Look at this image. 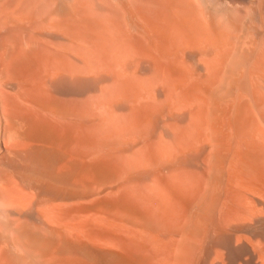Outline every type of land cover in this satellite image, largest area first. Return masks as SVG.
<instances>
[{
    "label": "bare ground",
    "instance_id": "6f19581e",
    "mask_svg": "<svg viewBox=\"0 0 264 264\" xmlns=\"http://www.w3.org/2000/svg\"><path fill=\"white\" fill-rule=\"evenodd\" d=\"M222 251L264 264V0H0V264Z\"/></svg>",
    "mask_w": 264,
    "mask_h": 264
},
{
    "label": "rangeland",
    "instance_id": "374dc122",
    "mask_svg": "<svg viewBox=\"0 0 264 264\" xmlns=\"http://www.w3.org/2000/svg\"><path fill=\"white\" fill-rule=\"evenodd\" d=\"M235 240H236V241H235ZM236 242H237V239H236V238L232 239V244H233V245H235L234 243H236ZM221 253H222V254H221V257H220V258H221V260H223V259H224V260H223L222 262H221V260H220V262L223 263V262L225 261L223 264H227V257H226L225 252L222 251ZM223 253H224L225 256L223 255Z\"/></svg>",
    "mask_w": 264,
    "mask_h": 264
}]
</instances>
